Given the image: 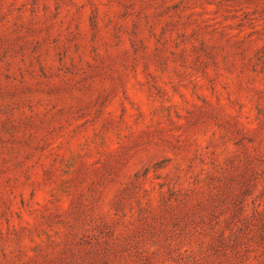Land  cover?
Instances as JSON below:
<instances>
[{
  "label": "rangeland",
  "instance_id": "obj_1",
  "mask_svg": "<svg viewBox=\"0 0 264 264\" xmlns=\"http://www.w3.org/2000/svg\"><path fill=\"white\" fill-rule=\"evenodd\" d=\"M0 264H264V0H0Z\"/></svg>",
  "mask_w": 264,
  "mask_h": 264
}]
</instances>
